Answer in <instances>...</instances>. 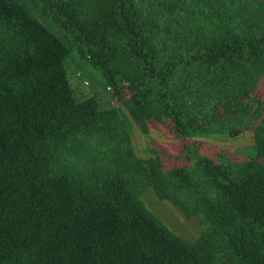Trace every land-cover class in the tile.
Returning a JSON list of instances; mask_svg holds the SVG:
<instances>
[{
  "label": "trees",
  "instance_id": "obj_1",
  "mask_svg": "<svg viewBox=\"0 0 264 264\" xmlns=\"http://www.w3.org/2000/svg\"><path fill=\"white\" fill-rule=\"evenodd\" d=\"M233 3L0 0V264H264V110L256 159L217 161L197 140L244 128L240 115L213 122L212 105L241 113L234 90L252 94L264 75V2L249 17ZM191 14L214 29L187 32ZM76 50L110 61L114 95L144 134L150 120H172L181 140L195 139L190 167L152 159L151 171L131 148L135 163L121 158L130 143L119 115L71 91ZM193 106L212 124L196 125ZM100 139L102 157L89 143ZM145 186L199 217L200 238L172 231L140 198Z\"/></svg>",
  "mask_w": 264,
  "mask_h": 264
},
{
  "label": "rangeland",
  "instance_id": "obj_2",
  "mask_svg": "<svg viewBox=\"0 0 264 264\" xmlns=\"http://www.w3.org/2000/svg\"><path fill=\"white\" fill-rule=\"evenodd\" d=\"M230 1V0H229ZM237 3L231 4L232 10L238 14H244L246 17L251 16L250 13L259 9V4L264 0H235ZM35 12V11H34ZM42 22L52 30H56L57 27L52 22L44 17L40 16L39 12H35ZM196 15H188L182 18V22L186 24L182 28L189 33H193L195 28L204 25L205 27L210 26L214 29V23L207 21V17L200 19L195 17ZM198 26V27H197ZM239 30V29H238ZM206 35H212V32L206 31ZM186 42V41H184ZM77 61L68 59L66 62L67 79L76 101H84L89 98H94L95 101H99L102 110H113L119 115L122 122H118L124 128L129 139L130 146L126 148L124 152L126 155H122L125 161L130 164L135 163L134 157L128 155V150L131 148L133 155L140 160L142 166L151 170V160L154 159L157 162L162 163L165 170H173L178 167L186 166L190 167L194 160H189L185 151V146L188 142L183 141L177 135L175 131L174 123L172 120L164 122L149 121V133L144 134L140 124L134 115L129 112L125 107L124 100L119 99L114 95L115 85L108 77L109 62L104 65L99 63V60H95L92 55H81L77 50L75 51ZM83 66L84 69L78 68ZM260 77V76H259ZM258 76L256 78H259ZM130 92L129 88H126ZM234 97L237 98L243 111L240 113L233 104L222 105L219 103L212 105V112L216 118H237L240 115L241 126L240 128L232 131L229 134H223L221 136H209L206 138H198L200 145L199 151L201 154L206 155L218 161L219 157L224 158L226 161L241 162L247 160L249 155L254 159L257 158V153L253 151V145H255V132L254 124L258 116L262 115L264 110V75L258 79L257 86L255 87L252 94L234 90ZM131 98V95L126 96V99ZM210 102V101H207ZM195 112L196 125L206 126L210 122V118L198 117L196 107H192ZM197 118V119H196ZM239 118V117H238ZM212 124V122H210ZM107 124V123H106ZM91 148L97 151L102 157V145L108 144L100 141H90ZM85 145L77 144L73 145L71 149L81 150L84 149ZM68 149V146L66 147ZM92 151V152H94ZM257 160L260 164L264 163V155H259ZM75 157V155H74ZM73 158L69 161L68 159L62 158L61 163H72ZM84 160V158H81ZM90 164V161L88 160ZM152 171V170H151ZM140 198L144 203L156 213L164 223L176 234L186 240H198L205 229V225L200 221L199 217L192 216L187 217L184 211L174 204L172 201L167 199H160L152 186L144 187L140 192Z\"/></svg>",
  "mask_w": 264,
  "mask_h": 264
}]
</instances>
